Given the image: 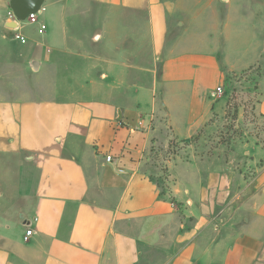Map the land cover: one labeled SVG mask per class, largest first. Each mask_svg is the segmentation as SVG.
<instances>
[{
    "label": "crops",
    "instance_id": "0c3cea01",
    "mask_svg": "<svg viewBox=\"0 0 264 264\" xmlns=\"http://www.w3.org/2000/svg\"><path fill=\"white\" fill-rule=\"evenodd\" d=\"M248 2L44 1L70 4L42 14L51 58L75 56L64 51L67 41L92 42L79 56V74L94 69L104 78L96 88L134 91L127 99L0 102V153L17 156V199L0 213V264H264V146L233 145L227 169L243 156L256 173L253 205L239 216L206 210L215 163L158 161L170 139L210 130L214 113L226 110L217 88L263 59L264 1ZM81 4L90 6L87 17H69L71 33L59 39L58 14ZM7 8L0 0V13ZM247 42L255 46L250 56ZM255 111L264 118V93Z\"/></svg>",
    "mask_w": 264,
    "mask_h": 264
},
{
    "label": "rangeland",
    "instance_id": "374dc122",
    "mask_svg": "<svg viewBox=\"0 0 264 264\" xmlns=\"http://www.w3.org/2000/svg\"><path fill=\"white\" fill-rule=\"evenodd\" d=\"M63 2L67 0H61ZM264 1V0H263ZM239 4H253L248 0H239ZM49 5L68 7L70 4H44L41 15L37 16L36 24H29L26 21L20 24L17 29H6L0 23V102L15 104L24 102H59L69 95L75 100H82L90 97H112L127 99L134 89H114L110 87L96 88L97 84L104 80L100 71L89 70L80 75V54L87 51L88 46H93L92 42H87L75 46L72 42H65L66 48L62 45L60 50L74 54L73 57H66L60 54L56 60L51 58L50 47L47 45V25L43 22L42 14L46 13ZM89 4H81L77 8H65L62 14L63 25L54 27V31L59 39L60 33H71L66 23L69 17H87ZM9 9H3L0 18L3 22L14 21L8 14ZM43 24L45 30L38 33V25ZM75 32L78 30L74 29ZM22 36L25 43L22 44L15 37ZM63 36V35H62ZM68 38V35L66 34ZM252 44L247 42L246 54L250 56L255 50ZM98 50L92 47L90 58L96 57ZM72 61L71 65L68 63ZM38 63L36 69L31 62ZM83 67V66H82ZM86 68V67H85ZM134 76V75H133ZM74 77L80 82H71V87L67 81ZM146 78H150L148 75ZM136 78L134 79V81ZM107 81V80H106ZM264 56L258 66H253L242 74L229 75L225 80L224 88L218 94L217 102L226 103L223 113H214L210 124V130L201 132L198 136L191 138L187 142L170 139L166 152L160 154L158 161L172 162L177 159L194 160L200 163H215L216 183L214 186L205 185L204 189L212 187L214 189L213 202L206 197L205 202H210V212L221 213L224 209L235 211L239 214L247 211L253 205V195L256 192L254 177L256 173L252 169L245 167L246 159L243 156L235 158L236 166L232 170L226 165L230 162L233 145L249 139L257 145L264 146V118L255 111L256 104L264 93ZM82 85V86H79ZM220 112V111H219ZM239 113L241 117L239 118ZM154 125V123H153ZM158 155V154H157ZM235 156V154H234ZM157 159V158H156ZM161 159V160H159ZM165 165V163H163ZM160 164L159 187L162 190L168 187L165 182L168 173ZM166 166V165H165ZM233 173H232V172ZM17 156L12 153H0V213L3 205L9 204L8 198H16V176H17ZM226 181V184H225ZM11 201V200H10ZM228 214V213H227ZM218 221V220H217ZM144 259V257H143Z\"/></svg>",
    "mask_w": 264,
    "mask_h": 264
},
{
    "label": "water",
    "instance_id": "95a60500",
    "mask_svg": "<svg viewBox=\"0 0 264 264\" xmlns=\"http://www.w3.org/2000/svg\"><path fill=\"white\" fill-rule=\"evenodd\" d=\"M45 0H9L8 9L11 11L14 21L12 26L17 28L26 21L28 16L38 14Z\"/></svg>",
    "mask_w": 264,
    "mask_h": 264
},
{
    "label": "built area",
    "instance_id": "2783aa9c",
    "mask_svg": "<svg viewBox=\"0 0 264 264\" xmlns=\"http://www.w3.org/2000/svg\"><path fill=\"white\" fill-rule=\"evenodd\" d=\"M6 1H9V0H6ZM41 10H42V8H41ZM41 10H40V12L38 14L28 16V18L26 19V22L29 23V24H36V23H38L37 22V16L41 13ZM8 14H9V16L11 18L14 19V17H13V15H12V13H11L10 10H9ZM44 30H45V26L43 24L38 25V33L42 34ZM15 38L20 43H22V44L25 43V38L24 37L17 36ZM216 93L220 94L221 93V89L220 88H217ZM109 159H110V157H107L106 158L107 161H109ZM31 234H32V230L31 229H27L26 232H25L24 241H27L28 238L31 236Z\"/></svg>",
    "mask_w": 264,
    "mask_h": 264
}]
</instances>
